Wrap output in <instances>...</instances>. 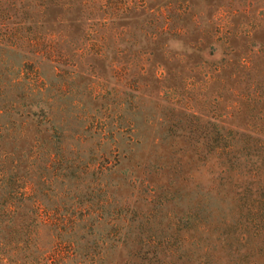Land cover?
<instances>
[{
  "label": "rangeland",
  "instance_id": "374dc122",
  "mask_svg": "<svg viewBox=\"0 0 264 264\" xmlns=\"http://www.w3.org/2000/svg\"><path fill=\"white\" fill-rule=\"evenodd\" d=\"M207 122L264 140V0H0V264H60L65 215L124 202L141 263L193 264L154 190L198 182ZM121 228L91 254L139 264Z\"/></svg>",
  "mask_w": 264,
  "mask_h": 264
},
{
  "label": "trees",
  "instance_id": "16d2710c",
  "mask_svg": "<svg viewBox=\"0 0 264 264\" xmlns=\"http://www.w3.org/2000/svg\"><path fill=\"white\" fill-rule=\"evenodd\" d=\"M206 125L208 132L194 139V156L204 167L196 171L198 182L190 190L168 183L167 188L154 191L163 197L160 205L175 201L172 206L186 216L187 223L180 230L182 237L188 235L192 241L187 247L179 245V248L193 258V264H214L220 260L223 264H237L240 258L264 251L254 245L257 240L264 242V140L217 128L214 123ZM110 169L102 167L99 176L106 179L112 173ZM107 198L104 196L102 206L109 208ZM183 198L187 199L186 205L179 206ZM124 207L123 218L116 207L110 212L87 213L82 218L65 215L63 227L51 229L55 240L65 249L60 264H105L102 255L91 253L95 249L98 254L101 250L107 251L106 236L117 221L122 222V228L117 232L116 244L127 248L129 255L140 262L138 255L144 248L142 223L136 219L135 223L127 221L126 214L131 215L135 209L125 202ZM90 255L92 259L88 258ZM145 264L162 263L147 260Z\"/></svg>",
  "mask_w": 264,
  "mask_h": 264
}]
</instances>
